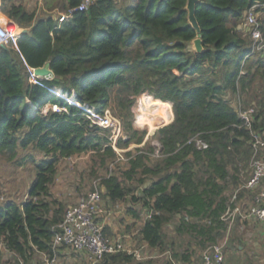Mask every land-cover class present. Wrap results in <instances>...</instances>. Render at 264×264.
Returning <instances> with one entry per match:
<instances>
[{
    "label": "trees",
    "instance_id": "1",
    "mask_svg": "<svg viewBox=\"0 0 264 264\" xmlns=\"http://www.w3.org/2000/svg\"><path fill=\"white\" fill-rule=\"evenodd\" d=\"M80 1L61 0L60 12ZM186 1L134 0L129 6L93 0L86 10L61 20L52 11L53 0H43L41 15L14 0H0V12L28 29L17 38L19 52L0 46V157L18 165L27 159L35 163L27 197L0 199V264H19L18 258L35 264L41 262L39 252L52 254L56 225L70 203L51 186L63 159L86 154L91 156L90 182L98 179L103 200L141 203L147 217L137 238L161 254L168 252L161 264H190L197 248L222 237L227 192L250 174L251 133L264 139V49L251 51L243 27L246 10L264 0H199V32L188 22ZM256 11L264 36V7ZM197 36L205 48L199 53L191 48ZM46 62L53 77L43 79V85L31 83L26 65L36 68ZM45 86L74 92L77 100L98 110L110 108L126 136L117 139L120 148L143 141L144 132L134 123L141 97L149 96L144 99L148 113L138 116L139 126L153 130L169 122L172 112L173 119L151 136L159 143L157 153L145 141L124 152L125 168L113 170L110 165L118 156L110 131L92 124ZM48 103L66 111L42 112ZM250 106L255 109L247 128L239 108ZM196 138L207 147L197 148ZM27 149L31 153L20 155ZM84 176L80 173L79 181ZM73 187L80 190L78 184ZM128 210L140 217V211ZM169 224L172 231L166 230ZM242 241L232 232V248L238 251ZM152 262L134 261L119 251L106 253L99 264Z\"/></svg>",
    "mask_w": 264,
    "mask_h": 264
},
{
    "label": "built area",
    "instance_id": "2",
    "mask_svg": "<svg viewBox=\"0 0 264 264\" xmlns=\"http://www.w3.org/2000/svg\"><path fill=\"white\" fill-rule=\"evenodd\" d=\"M92 2L93 0H81L74 8L69 9L65 13L61 12L60 19L67 20L74 11L86 10ZM259 6L264 7V3L254 4L246 10L243 17V27L248 29L251 51L264 49V36L260 29L256 11V7ZM19 34L20 29L15 22L10 19L5 22L0 21V46H10L19 52L17 44ZM26 68L29 75L28 79L31 83L43 85L41 83L43 79L51 78L35 74V68L33 67L26 65ZM46 88L51 93L63 97L68 103L79 109V113L92 124L108 129L110 131L109 139L112 148L115 151L121 150V148L120 150L117 149L116 141L119 137L123 136L122 123L117 116L111 113L110 108L98 110L94 105L82 103L76 97L68 96L67 93L59 88ZM146 97L149 96H143L135 103L134 123L137 127H144L139 126L137 123L140 121L139 115L143 114V117L147 116L148 112H146L147 108L144 102ZM51 106L55 111H66L65 107L56 104H52ZM253 114L254 108L252 106L245 109L239 108V116L247 128H251ZM167 123L158 124L155 128H160ZM194 143L199 149L207 147L206 142L199 138L194 139ZM157 146L159 148V145ZM251 146L253 150L249 160L250 174L247 178L243 177L244 182L239 183L232 191L226 210L220 217L225 223L226 234L236 225H238L239 229L243 230L245 225L251 221L260 222L264 226V154L259 153L264 150V139L257 133H251ZM244 190L250 191L251 194L244 193L242 195L241 192ZM26 197L27 195L24 196V199ZM102 204L103 198L96 186L79 195V197L71 202L64 210L63 219L56 225L58 231L55 232L52 240V254L39 252V260L42 263H38L39 261L36 260L35 264H72L63 260V254L60 249L62 246L70 250L85 253L90 264H99L106 253L126 251L119 239H111L103 232V224L100 221L103 211ZM226 237L224 241L211 243L201 251L200 264H224ZM18 262L19 264H25L20 258H18Z\"/></svg>",
    "mask_w": 264,
    "mask_h": 264
},
{
    "label": "rangeland",
    "instance_id": "3",
    "mask_svg": "<svg viewBox=\"0 0 264 264\" xmlns=\"http://www.w3.org/2000/svg\"><path fill=\"white\" fill-rule=\"evenodd\" d=\"M14 1L19 4H22L24 8L28 11H35L37 15H41L46 11L43 0H14ZM117 1L127 2L129 6L132 5L134 2V0H117ZM60 2L61 0H53L54 6L56 7L52 11L55 13V15L58 14L57 16H60L61 13ZM5 19L6 21L7 20L9 21V19L6 16ZM19 29L20 31L22 30L21 27H19ZM49 109L53 110L50 103L43 105L41 108L42 112L44 113H46V111ZM110 111L112 114H114L111 109ZM137 129L141 132H144V138L142 143L141 144L131 143L128 147L121 148V150L120 147H118L117 149L120 150V151H116L118 157L114 162V164L110 165V167L113 168V170H116L117 168H119V170H122L123 168H125L126 157L124 156V152L128 150H133V148H135L136 146H143L145 141H149L150 144L155 147V152L157 153L158 151L157 145H159L158 141L155 138L151 137L155 132L156 128L154 130H150L147 127H137ZM122 134L123 136H121L120 138L125 139L126 138L125 134L123 132ZM29 152L31 153V151L27 149L25 151H21L20 155H27V153ZM155 158H156L155 156H152L153 161ZM90 159L91 156L89 154H86L79 156V158L77 159L73 158L65 162V166L67 168L77 172L76 175L77 178L74 181V185L76 184L80 185V190L71 191L72 193L71 196L67 195L69 203L73 202L77 197H79V195L85 193L90 189H93L94 186L96 187L98 186L97 185L98 179L92 178L91 179L92 181L90 182V176H89L90 173H88L87 170L90 168V164H91ZM34 164L35 163H32V161L27 159L26 161H23L22 165H18L15 163V160L6 161L0 157V199L4 200L6 198L8 199L12 197L18 200L24 199V196L26 195L25 192H27V188L30 182L32 181V179L34 178V174H35ZM60 167L61 166L59 165V170ZM248 169L250 172L249 164H248ZM80 173L85 175L84 181H79ZM242 173L244 175L243 171ZM62 178L63 179L65 178L66 182L68 181L67 184H73L72 183L73 179L71 176H66ZM243 179L244 178L242 177V180ZM94 181L96 182V185H94ZM55 182L59 184V182L57 181ZM55 182L51 186V189L54 193L58 192V185H56ZM231 190L227 192V196L231 195L233 191ZM58 197L59 199L62 200L66 198V196L63 195ZM118 219L119 218H117V220ZM138 222L134 221L132 223L133 224L132 227L134 229H138L140 227L141 223L143 222L142 218H140ZM167 231H172V230L168 229ZM232 232L234 233L236 232L237 235H240L243 239L241 245V251H237L234 248H232V245L229 242V238L231 237ZM137 234L138 232L136 233V237ZM225 237L227 239L226 243L224 244L225 264H264V229L262 228V226L256 225L253 228L246 227L244 228V232H243V230L239 229L238 225H236L235 227L231 228L228 234H226L224 230L222 237L219 238L216 242L224 241ZM201 251L202 249H198V248L196 249V252L193 254L192 256L193 258L191 259L190 264L201 263Z\"/></svg>",
    "mask_w": 264,
    "mask_h": 264
},
{
    "label": "crops",
    "instance_id": "4",
    "mask_svg": "<svg viewBox=\"0 0 264 264\" xmlns=\"http://www.w3.org/2000/svg\"><path fill=\"white\" fill-rule=\"evenodd\" d=\"M1 14L4 15L3 13ZM73 158L77 159L79 157H71L65 160L63 159L59 164L61 167L60 170L58 167V175L56 178V181L59 182V184L55 182L56 185H58V192L55 193V195L57 196L59 195L71 196L72 195L71 190L74 191L73 184L77 178L76 177L77 172L72 171L65 166V162ZM66 176L72 177L73 184H67L68 181L66 182L65 178L64 179L62 178ZM131 208L132 210L140 211L139 213L140 218H142L144 222V219L147 217V214L144 212V210L141 209V203L139 201L131 202L130 200L127 199L125 201L112 202V201H106L105 199L103 200V204H102L103 211L101 213L100 221L106 230V235L114 240L119 239L126 249L125 252L131 254L133 256L134 261L142 262L150 258L153 260V262L147 264H160V262L162 263V261L163 262L164 260L166 261L169 257L168 252L161 254L158 252L157 249L149 248L144 242H140L139 239L136 237V233L140 229L143 222L141 223L138 229H134L132 227L133 225L132 223L134 221L138 222L140 218H136L132 213L129 212L128 209ZM117 218L119 219L117 220ZM256 225H260L264 229V226L260 222H253V221L247 223L244 228L246 227L253 228ZM244 228H243V232H244ZM168 229L172 230V226L170 224L167 226L166 230ZM238 251H241V245L238 246ZM61 252L63 254L62 256L63 260L71 262L72 264H90L88 262L87 256L83 252H78L76 250H72V249L70 250L67 248L62 249ZM174 264H179V263H174Z\"/></svg>",
    "mask_w": 264,
    "mask_h": 264
},
{
    "label": "water",
    "instance_id": "5",
    "mask_svg": "<svg viewBox=\"0 0 264 264\" xmlns=\"http://www.w3.org/2000/svg\"><path fill=\"white\" fill-rule=\"evenodd\" d=\"M197 2H199V0H187L185 9L187 11V19H188L190 26H192L196 32H199L200 28H199V25L195 17V6ZM27 30H28L27 28H22L20 32H26ZM191 48L193 51L197 53L205 50V48L203 47L201 43V38L199 36L191 40ZM34 73L44 76V77H53V71L50 68L49 62H46L44 65L40 67H36L34 69Z\"/></svg>",
    "mask_w": 264,
    "mask_h": 264
},
{
    "label": "clouds",
    "instance_id": "6",
    "mask_svg": "<svg viewBox=\"0 0 264 264\" xmlns=\"http://www.w3.org/2000/svg\"><path fill=\"white\" fill-rule=\"evenodd\" d=\"M51 78H52V77H51ZM51 78H50V79H51ZM59 89H60V88H59ZM61 90H62V89H61ZM63 92H64V91H63ZM65 93H66V92H65ZM67 95H68V94H67ZM56 96H57V95H56ZM68 96H74V97H75V94L72 93L71 95H68ZM58 97H59V96H58ZM61 98H63V97H61ZM63 99H64V98H63ZM64 100H65V99H64ZM50 104H51V103H50ZM52 104H55V103H52ZM52 104H51V105H52ZM56 105H57V104H56ZM71 105H72V104H71ZM58 106H59V105H58ZM61 107H62V106H61ZM53 111H55V110H53Z\"/></svg>",
    "mask_w": 264,
    "mask_h": 264
},
{
    "label": "bare ground",
    "instance_id": "7",
    "mask_svg": "<svg viewBox=\"0 0 264 264\" xmlns=\"http://www.w3.org/2000/svg\"><path fill=\"white\" fill-rule=\"evenodd\" d=\"M1 21V20H0Z\"/></svg>",
    "mask_w": 264,
    "mask_h": 264
}]
</instances>
